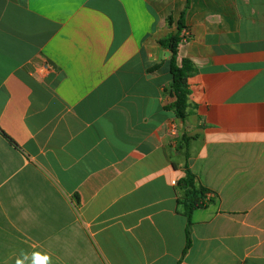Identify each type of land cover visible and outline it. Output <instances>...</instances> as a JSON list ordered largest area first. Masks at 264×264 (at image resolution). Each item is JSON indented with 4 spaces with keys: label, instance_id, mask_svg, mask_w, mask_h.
Masks as SVG:
<instances>
[{
    "label": "crops",
    "instance_id": "crops-1",
    "mask_svg": "<svg viewBox=\"0 0 264 264\" xmlns=\"http://www.w3.org/2000/svg\"><path fill=\"white\" fill-rule=\"evenodd\" d=\"M0 264H264V0H0Z\"/></svg>",
    "mask_w": 264,
    "mask_h": 264
},
{
    "label": "trees",
    "instance_id": "trees-1",
    "mask_svg": "<svg viewBox=\"0 0 264 264\" xmlns=\"http://www.w3.org/2000/svg\"><path fill=\"white\" fill-rule=\"evenodd\" d=\"M188 8L189 4L178 22L177 34H171L160 41V45L172 53L170 61V94L174 98V101L167 108L174 110L177 117L181 120H185L188 115L190 95L188 78L195 71V67L189 59L184 58L180 63L178 61L179 45L183 41L182 31L185 29L184 21ZM168 23L169 25L172 24V18L168 19ZM177 187L180 193L178 205L181 207L182 213L187 219L186 247L183 254L186 255L192 245V217L194 212L205 209L211 204H215L217 199L210 196L211 191L201 184L188 164L185 167V176L177 183Z\"/></svg>",
    "mask_w": 264,
    "mask_h": 264
},
{
    "label": "built area",
    "instance_id": "built-area-1",
    "mask_svg": "<svg viewBox=\"0 0 264 264\" xmlns=\"http://www.w3.org/2000/svg\"><path fill=\"white\" fill-rule=\"evenodd\" d=\"M187 36H188L187 31H184V33H183V38L186 39Z\"/></svg>",
    "mask_w": 264,
    "mask_h": 264
}]
</instances>
